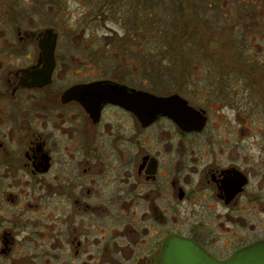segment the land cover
Segmentation results:
<instances>
[{
  "label": "flooded vegetation",
  "instance_id": "obj_1",
  "mask_svg": "<svg viewBox=\"0 0 264 264\" xmlns=\"http://www.w3.org/2000/svg\"><path fill=\"white\" fill-rule=\"evenodd\" d=\"M131 2L0 0V264L264 242V0Z\"/></svg>",
  "mask_w": 264,
  "mask_h": 264
},
{
  "label": "water",
  "instance_id": "obj_2",
  "mask_svg": "<svg viewBox=\"0 0 264 264\" xmlns=\"http://www.w3.org/2000/svg\"><path fill=\"white\" fill-rule=\"evenodd\" d=\"M160 264H264V242L239 251L225 263L209 261L203 252L187 240L170 241Z\"/></svg>",
  "mask_w": 264,
  "mask_h": 264
},
{
  "label": "rangeland",
  "instance_id": "obj_3",
  "mask_svg": "<svg viewBox=\"0 0 264 264\" xmlns=\"http://www.w3.org/2000/svg\"><path fill=\"white\" fill-rule=\"evenodd\" d=\"M123 1V2H122ZM43 0L44 4H132L131 0ZM176 0H141L142 4H176ZM178 1L181 0H177ZM184 1V0H183ZM173 52L166 64L184 65V41L172 42Z\"/></svg>",
  "mask_w": 264,
  "mask_h": 264
}]
</instances>
